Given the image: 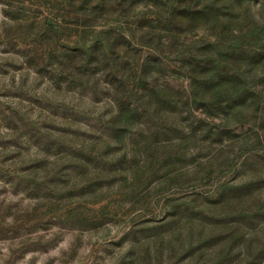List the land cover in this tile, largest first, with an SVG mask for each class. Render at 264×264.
Instances as JSON below:
<instances>
[{"label":"rangeland","instance_id":"rangeland-1","mask_svg":"<svg viewBox=\"0 0 264 264\" xmlns=\"http://www.w3.org/2000/svg\"><path fill=\"white\" fill-rule=\"evenodd\" d=\"M0 264H264V0H0Z\"/></svg>","mask_w":264,"mask_h":264},{"label":"trees","instance_id":"trees-1","mask_svg":"<svg viewBox=\"0 0 264 264\" xmlns=\"http://www.w3.org/2000/svg\"><path fill=\"white\" fill-rule=\"evenodd\" d=\"M229 73H222L218 76H215L216 78L213 80V81H205V82H202L201 83V88L203 90V92H206V90L208 89H211V88H219L221 86H224V90L225 91H222V92H229V95L235 90V86L236 84H232L231 83V78L232 76H230ZM224 94V93H222ZM241 96V97H240ZM238 96L236 99L233 98V99H230V97H227L228 99L226 100H222L221 102L222 103H219L221 106L223 105V102L224 101H227L228 102V108L231 109V110H236V109H244V108H248V97H245V96H242L240 95Z\"/></svg>","mask_w":264,"mask_h":264}]
</instances>
